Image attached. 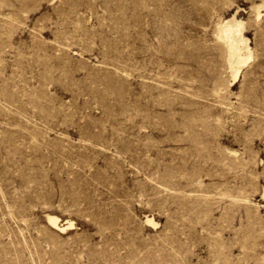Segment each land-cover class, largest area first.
I'll return each mask as SVG.
<instances>
[{
    "label": "rangeland",
    "instance_id": "1",
    "mask_svg": "<svg viewBox=\"0 0 264 264\" xmlns=\"http://www.w3.org/2000/svg\"><path fill=\"white\" fill-rule=\"evenodd\" d=\"M259 5L0 0V264H264Z\"/></svg>",
    "mask_w": 264,
    "mask_h": 264
},
{
    "label": "bare ground",
    "instance_id": "2",
    "mask_svg": "<svg viewBox=\"0 0 264 264\" xmlns=\"http://www.w3.org/2000/svg\"><path fill=\"white\" fill-rule=\"evenodd\" d=\"M264 7L263 5L257 6L255 9L257 10V16L258 18L261 16V8ZM236 22L235 17L233 20L228 21L218 27V36L223 43V45L226 47L229 53V64L233 70V73L235 77L240 73V70L244 67V65L249 61L251 58V53H248V55H244L242 51L247 50L249 52L250 48L248 45V41L246 37L244 36L242 29L239 28L238 32H234L231 27V22ZM50 224L58 229H66L67 226H72L73 223L66 222L64 225H60L58 223V219L56 217L50 216L49 217Z\"/></svg>",
    "mask_w": 264,
    "mask_h": 264
}]
</instances>
